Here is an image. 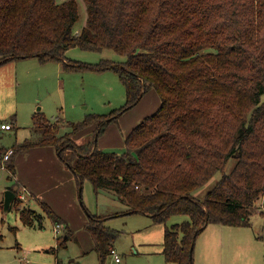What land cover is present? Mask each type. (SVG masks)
I'll return each instance as SVG.
<instances>
[{
	"label": "trees",
	"instance_id": "trees-1",
	"mask_svg": "<svg viewBox=\"0 0 264 264\" xmlns=\"http://www.w3.org/2000/svg\"><path fill=\"white\" fill-rule=\"evenodd\" d=\"M85 2L86 25L75 32L76 0H0V64L36 56L63 61L67 69L110 68L125 87V104L107 114L87 113L62 133L68 122L35 113L38 135L16 142L6 165L15 173L17 155L50 145L79 189L88 179L96 191L113 192L126 212L154 222L187 214L165 226L161 252L168 262L193 264L195 240L209 223L249 226L254 213L264 214V0ZM73 46L112 48L126 58L79 63L66 57ZM149 90L160 103L127 133L124 150L99 147L107 126ZM83 136L89 139L79 142ZM5 150L0 147V156ZM217 171L219 179L197 198L193 192ZM18 185L15 180L7 188L17 193ZM12 203L24 225L43 227L38 211L17 196ZM41 203L67 229L62 240L69 238L64 219ZM106 219L88 213L84 223L100 264L118 235Z\"/></svg>",
	"mask_w": 264,
	"mask_h": 264
},
{
	"label": "rangeland",
	"instance_id": "rangeland-1",
	"mask_svg": "<svg viewBox=\"0 0 264 264\" xmlns=\"http://www.w3.org/2000/svg\"><path fill=\"white\" fill-rule=\"evenodd\" d=\"M76 1L79 16L73 27L75 32L86 25L87 17L85 0ZM65 54L71 61L91 64L103 60L120 62L126 58L112 48L90 50L73 46ZM0 70V122L7 121L13 126L9 130L0 128V147L6 150L26 137L38 135L33 127L35 113H43L52 123L68 122L58 132L62 133L71 128L70 121L78 122L87 113L107 114L125 104V87L118 74L110 68L67 69L63 61H41L36 56H29L10 59L0 64ZM152 97H157L156 92H146L136 105L109 124L120 128L123 146L128 129L156 109L147 110L155 101ZM159 103L160 99L157 105ZM88 139L85 137V140ZM114 140V135H111L110 143L113 144ZM105 150L122 152L124 148L108 145ZM231 163L232 159H229L226 170ZM221 174V171L215 172L193 192L194 195L203 198ZM14 183L15 180L8 177V171L0 166V264H100L84 223L78 224V215L73 211L65 212L73 228L70 226V237L62 240L67 229L62 224L58 233L54 231L56 223L39 200L28 198L22 201L23 205L42 215L43 227L24 225L14 203L4 210L5 190ZM76 198L85 217L88 213L106 216L105 224L118 231L112 248L120 259L116 261L110 253L103 264H176L166 261L161 253L163 234L165 226L188 219L187 214H174L166 222H154L146 214L128 213L127 205L113 192L96 191L88 179L83 180L80 189L76 186ZM216 227L211 223L197 236L193 264H209L204 243L210 229ZM224 227L226 230L220 240L221 253L217 254L214 264H264L263 213H254L249 226Z\"/></svg>",
	"mask_w": 264,
	"mask_h": 264
},
{
	"label": "crops",
	"instance_id": "crops-1",
	"mask_svg": "<svg viewBox=\"0 0 264 264\" xmlns=\"http://www.w3.org/2000/svg\"><path fill=\"white\" fill-rule=\"evenodd\" d=\"M152 100L155 101L147 110L152 109L153 111L158 107V95L156 98L152 97ZM12 127L11 124L10 129H12ZM130 130L128 129L127 133ZM111 135H114L115 139L113 144L109 141ZM84 140L85 136L78 139L79 142ZM122 141L123 139L121 138L120 128H118L117 125H108L104 133L99 137L97 144L104 149L108 145L123 147ZM14 165V179L19 185L26 188L27 192H29L30 199L39 200L40 202L44 201L49 204L51 208L64 219L66 222L65 225L69 226V228L70 226L73 228V226L71 225V220L67 218L65 214L68 210L73 211V214L75 213L78 215L79 225L85 223L87 217H85L80 209L76 198L77 183L75 176L73 172L58 158L56 149L53 146H34L24 153L17 155ZM146 216L151 218L149 215ZM212 224L218 227L210 229L211 231H209L206 243H204V248H206L209 257V264H214L217 254L221 253L220 240L222 239V232L226 230L224 229L225 225L217 223ZM208 225H211V223ZM207 226L204 229H206ZM230 231L231 229H229V232Z\"/></svg>",
	"mask_w": 264,
	"mask_h": 264
},
{
	"label": "built area",
	"instance_id": "built-area-1",
	"mask_svg": "<svg viewBox=\"0 0 264 264\" xmlns=\"http://www.w3.org/2000/svg\"><path fill=\"white\" fill-rule=\"evenodd\" d=\"M0 127L3 128V129H10L11 128V124L10 123H7V122H2L0 123ZM13 151V148H9L7 149L4 154L2 155V159H1V162H0V166L4 169H6L8 171V175H11L10 177H12L14 179V173H12L9 168L7 167L5 161L9 158V156L11 155ZM15 180V179H14ZM18 190H17V193L15 196H17L19 199L21 200H26L29 198V192H27L26 188L21 186V185H18ZM264 205V192L262 194V197H261V208L264 209L263 207ZM61 223H56L54 225V231L56 233H58V230L59 228L61 227ZM111 253L114 255V258L116 261H119V256L117 255V253L115 252L114 248L111 249Z\"/></svg>",
	"mask_w": 264,
	"mask_h": 264
},
{
	"label": "water",
	"instance_id": "water-1",
	"mask_svg": "<svg viewBox=\"0 0 264 264\" xmlns=\"http://www.w3.org/2000/svg\"><path fill=\"white\" fill-rule=\"evenodd\" d=\"M15 195H16V193L12 189L7 188L5 190L4 200H3V209L4 210H7L11 206V203H12L13 199L15 198ZM192 249H193V245L190 248V257L192 256Z\"/></svg>",
	"mask_w": 264,
	"mask_h": 264
}]
</instances>
